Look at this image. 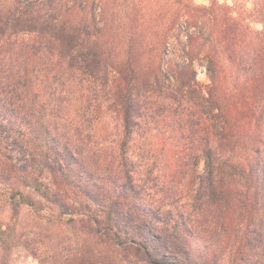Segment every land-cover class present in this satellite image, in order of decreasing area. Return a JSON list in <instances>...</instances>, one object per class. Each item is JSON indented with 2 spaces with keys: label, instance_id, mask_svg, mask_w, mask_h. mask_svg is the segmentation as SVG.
Instances as JSON below:
<instances>
[{
  "label": "trees",
  "instance_id": "1",
  "mask_svg": "<svg viewBox=\"0 0 264 264\" xmlns=\"http://www.w3.org/2000/svg\"><path fill=\"white\" fill-rule=\"evenodd\" d=\"M208 1L0 0V264L24 210L46 264H264V0Z\"/></svg>",
  "mask_w": 264,
  "mask_h": 264
},
{
  "label": "rangeland",
  "instance_id": "2",
  "mask_svg": "<svg viewBox=\"0 0 264 264\" xmlns=\"http://www.w3.org/2000/svg\"><path fill=\"white\" fill-rule=\"evenodd\" d=\"M196 4H208V0H193ZM108 7V9L116 8V10H127L131 6H141L144 8H156L161 7L162 10H173L181 9L185 6V0H102V6ZM131 11V8H130ZM197 79L202 86H206L209 83L208 77L206 75L204 66L197 65ZM202 168V167H201ZM29 226L28 231H31V227L40 230L41 232L36 234L34 231H31L30 237L34 239L35 244V254L32 255L30 251L22 243V240L16 237L11 243V251L9 253V262L10 264H46L48 258L51 256L50 249L62 248L66 245V242L63 240L66 237L70 236L67 229L61 226L56 225H47L45 222L37 224L33 221V218L29 212L25 210L22 213V221L17 227V230L20 226ZM47 225V226H46ZM49 233H59L62 236L60 240H52L45 231Z\"/></svg>",
  "mask_w": 264,
  "mask_h": 264
}]
</instances>
